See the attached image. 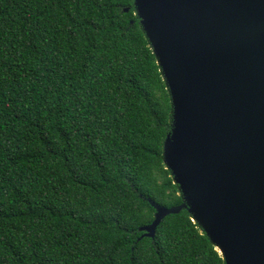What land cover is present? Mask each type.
<instances>
[{
  "label": "trees",
  "instance_id": "obj_1",
  "mask_svg": "<svg viewBox=\"0 0 264 264\" xmlns=\"http://www.w3.org/2000/svg\"><path fill=\"white\" fill-rule=\"evenodd\" d=\"M170 119L132 0H0V264H225L186 209L140 231Z\"/></svg>",
  "mask_w": 264,
  "mask_h": 264
},
{
  "label": "water",
  "instance_id": "obj_2",
  "mask_svg": "<svg viewBox=\"0 0 264 264\" xmlns=\"http://www.w3.org/2000/svg\"><path fill=\"white\" fill-rule=\"evenodd\" d=\"M171 101L163 163L225 264H264V0H132ZM128 8H125V12Z\"/></svg>",
  "mask_w": 264,
  "mask_h": 264
}]
</instances>
